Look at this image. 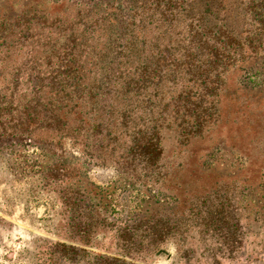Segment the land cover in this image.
Returning a JSON list of instances; mask_svg holds the SVG:
<instances>
[{"label":"trees","instance_id":"obj_1","mask_svg":"<svg viewBox=\"0 0 264 264\" xmlns=\"http://www.w3.org/2000/svg\"><path fill=\"white\" fill-rule=\"evenodd\" d=\"M14 146L83 232L111 226L116 190L89 167L121 173L141 199L115 233L140 262L182 225L264 224V0H0V157Z\"/></svg>","mask_w":264,"mask_h":264},{"label":"rangeland","instance_id":"obj_2","mask_svg":"<svg viewBox=\"0 0 264 264\" xmlns=\"http://www.w3.org/2000/svg\"><path fill=\"white\" fill-rule=\"evenodd\" d=\"M65 143L68 151L76 150L72 140ZM26 155L14 146L0 157V264H264V224L259 214L247 209H238L237 229L225 228L223 234L204 235L199 227L184 232V225L179 232L171 230L160 252L140 262L115 233L136 217L141 199L121 173L89 167L92 181L116 183V190L108 200L111 226L83 232L82 225L70 219L75 208L65 203L63 194L49 189L37 168L29 167Z\"/></svg>","mask_w":264,"mask_h":264}]
</instances>
